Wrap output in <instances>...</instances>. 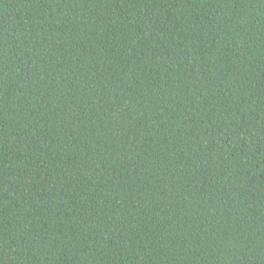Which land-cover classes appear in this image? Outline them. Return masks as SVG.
Listing matches in <instances>:
<instances>
[{
  "label": "trees",
  "instance_id": "obj_1",
  "mask_svg": "<svg viewBox=\"0 0 264 264\" xmlns=\"http://www.w3.org/2000/svg\"><path fill=\"white\" fill-rule=\"evenodd\" d=\"M0 264H264V0H0Z\"/></svg>",
  "mask_w": 264,
  "mask_h": 264
}]
</instances>
